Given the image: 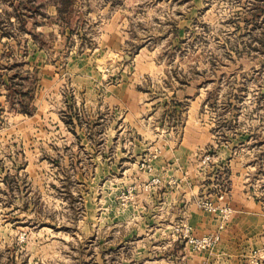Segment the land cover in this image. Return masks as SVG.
<instances>
[{"label": "rangeland", "instance_id": "obj_1", "mask_svg": "<svg viewBox=\"0 0 264 264\" xmlns=\"http://www.w3.org/2000/svg\"><path fill=\"white\" fill-rule=\"evenodd\" d=\"M17 3L0 264H264V0Z\"/></svg>", "mask_w": 264, "mask_h": 264}, {"label": "crops", "instance_id": "obj_2", "mask_svg": "<svg viewBox=\"0 0 264 264\" xmlns=\"http://www.w3.org/2000/svg\"><path fill=\"white\" fill-rule=\"evenodd\" d=\"M18 1L19 0H0V18L2 16V12L7 11L6 14L8 16V20L10 21L9 22L10 25H12V23H13V25L17 24V18H18L17 13L19 11V7H18V3H17ZM41 9H42V11L38 13V16H40L43 20H45L50 15V6L47 5L46 9L41 7ZM57 11L60 12L59 6L55 7L54 13H57ZM2 24H5V22H2V20L0 19V31H1V29L3 30V28H4L2 26ZM7 77L8 78L3 81V84L1 83L2 84L1 86L4 87L5 90L4 91L0 90V98L1 97L6 98V96H9L10 92H7V91L11 90L10 89V81L12 80L13 76H12V74H9V76H7ZM2 106H3V104L0 105V107H2ZM187 129H188V127L185 126L183 133L181 135H178L177 139L171 140V143H172L171 149H168V150L164 149L163 150V154H161L162 156L160 158V161H158V163L160 165L159 167H161V164H163L164 167L167 165L171 166L172 160L174 158H177L179 156L183 157V156H185L186 152L187 153L191 152V151L194 152L195 150H192L193 149L192 147H198L199 145H201L200 141L195 142L197 139L190 138V134L187 131ZM149 138L150 137H146L145 140H148ZM160 140H161V138L157 137V135L155 133V135H153L152 141H148V142L151 143V142H157L158 141L159 143H161ZM193 140H195V141H193ZM160 173H163L166 176H174V174L176 172L172 168H169V170L167 172H160ZM173 204L176 205V202L170 200L169 205L172 207ZM251 207L252 208L255 207V208L259 209L258 207H260V206H258V204H251ZM244 227H246V229L252 228L250 223H245Z\"/></svg>", "mask_w": 264, "mask_h": 264}]
</instances>
